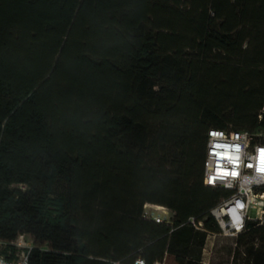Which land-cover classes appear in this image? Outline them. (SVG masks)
Returning a JSON list of instances; mask_svg holds the SVG:
<instances>
[{"label":"trees","instance_id":"1","mask_svg":"<svg viewBox=\"0 0 264 264\" xmlns=\"http://www.w3.org/2000/svg\"><path fill=\"white\" fill-rule=\"evenodd\" d=\"M210 129L264 141V0H0V241L29 264H202ZM236 246L264 264V225Z\"/></svg>","mask_w":264,"mask_h":264},{"label":"built area","instance_id":"2","mask_svg":"<svg viewBox=\"0 0 264 264\" xmlns=\"http://www.w3.org/2000/svg\"><path fill=\"white\" fill-rule=\"evenodd\" d=\"M257 137L243 131H207L202 182L206 187L227 192V196L209 212L217 232L206 231L202 222L189 220L195 230L205 233L202 264H207L219 239L237 238L247 230L249 222L264 225V141H257ZM143 217L155 223H171V214L164 207L146 204ZM30 250L31 244L23 235L12 244L0 241V264H29ZM134 264L143 261L138 259Z\"/></svg>","mask_w":264,"mask_h":264},{"label":"rangeland","instance_id":"3","mask_svg":"<svg viewBox=\"0 0 264 264\" xmlns=\"http://www.w3.org/2000/svg\"><path fill=\"white\" fill-rule=\"evenodd\" d=\"M260 137H262L261 139H264V133H260ZM154 213L156 215L157 211ZM236 241L237 238L234 237H224L219 239L212 250L207 264H242L239 259L235 261L233 258L236 251L241 252L242 250V248L236 246Z\"/></svg>","mask_w":264,"mask_h":264},{"label":"snow or ice","instance_id":"4","mask_svg":"<svg viewBox=\"0 0 264 264\" xmlns=\"http://www.w3.org/2000/svg\"><path fill=\"white\" fill-rule=\"evenodd\" d=\"M261 171H264V169H261ZM232 175H236V173H232ZM237 219H239V218L237 217Z\"/></svg>","mask_w":264,"mask_h":264},{"label":"bare ground","instance_id":"5","mask_svg":"<svg viewBox=\"0 0 264 264\" xmlns=\"http://www.w3.org/2000/svg\"><path fill=\"white\" fill-rule=\"evenodd\" d=\"M160 207V206H159Z\"/></svg>","mask_w":264,"mask_h":264}]
</instances>
